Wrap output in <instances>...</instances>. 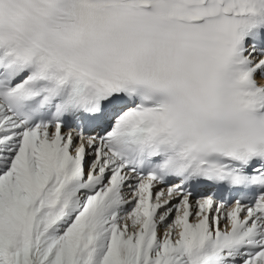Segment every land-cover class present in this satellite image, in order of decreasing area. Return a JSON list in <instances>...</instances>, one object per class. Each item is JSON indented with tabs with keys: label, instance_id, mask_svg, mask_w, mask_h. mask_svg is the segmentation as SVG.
<instances>
[{
	"label": "snow or ice",
	"instance_id": "obj_1",
	"mask_svg": "<svg viewBox=\"0 0 264 264\" xmlns=\"http://www.w3.org/2000/svg\"><path fill=\"white\" fill-rule=\"evenodd\" d=\"M0 264H264V0H0Z\"/></svg>",
	"mask_w": 264,
	"mask_h": 264
}]
</instances>
